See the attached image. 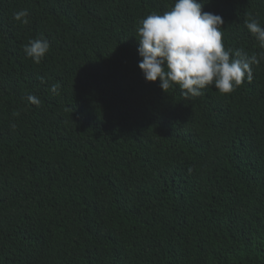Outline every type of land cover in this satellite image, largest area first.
<instances>
[{
    "label": "trees",
    "instance_id": "trees-1",
    "mask_svg": "<svg viewBox=\"0 0 264 264\" xmlns=\"http://www.w3.org/2000/svg\"><path fill=\"white\" fill-rule=\"evenodd\" d=\"M0 264H264V0H0Z\"/></svg>",
    "mask_w": 264,
    "mask_h": 264
}]
</instances>
